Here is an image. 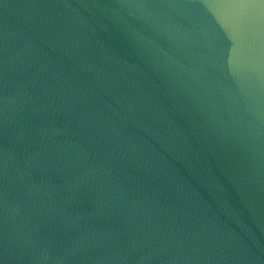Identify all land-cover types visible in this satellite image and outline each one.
Returning a JSON list of instances; mask_svg holds the SVG:
<instances>
[{
  "label": "water",
  "instance_id": "1",
  "mask_svg": "<svg viewBox=\"0 0 264 264\" xmlns=\"http://www.w3.org/2000/svg\"><path fill=\"white\" fill-rule=\"evenodd\" d=\"M0 264H264V0H0Z\"/></svg>",
  "mask_w": 264,
  "mask_h": 264
}]
</instances>
